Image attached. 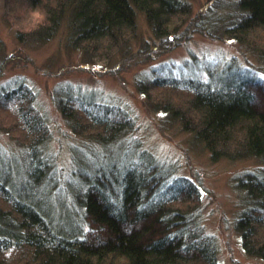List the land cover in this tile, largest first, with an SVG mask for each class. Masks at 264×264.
Returning <instances> with one entry per match:
<instances>
[{
	"label": "trees",
	"instance_id": "16d2710c",
	"mask_svg": "<svg viewBox=\"0 0 264 264\" xmlns=\"http://www.w3.org/2000/svg\"><path fill=\"white\" fill-rule=\"evenodd\" d=\"M20 2L25 9L40 11L41 20L27 33L19 32L18 38L24 41L28 35L25 41L44 43L66 21L73 46L94 61L108 60L119 51L121 41L132 38L138 12L154 36L168 38L190 12L183 0ZM234 9L239 17L222 34L239 43L250 42L264 57V0H235ZM150 81L154 89L177 92L178 102L159 93L157 108L192 132L211 159L264 160L263 80L227 66L209 73L206 80ZM34 100L35 93L25 83L0 91V128L9 125L4 129L8 135L18 133L14 138L27 162L18 179L0 158V264L216 263L211 236L204 233L198 212L189 209L190 202L200 197L195 185L166 172L167 167L158 166L146 152L128 166L107 164L81 176L73 197L79 222L52 213L45 201L51 182L43 150L49 132ZM57 100L72 131L97 143L114 141L130 129L128 115L119 108L69 94ZM235 185L244 195L236 221L241 247L247 255L264 259V170L241 174Z\"/></svg>",
	"mask_w": 264,
	"mask_h": 264
},
{
	"label": "rangeland",
	"instance_id": "374dc122",
	"mask_svg": "<svg viewBox=\"0 0 264 264\" xmlns=\"http://www.w3.org/2000/svg\"><path fill=\"white\" fill-rule=\"evenodd\" d=\"M20 1L11 5L0 0V91L25 83L35 93V108L49 132L43 150L51 182L45 189V201L52 213L78 221L73 197L81 176L107 164L128 166L146 152L158 166L167 167L166 172L186 177L195 185L200 197L190 202L189 209L198 212L204 233L211 236L215 264H264V259L247 255L241 247L236 221L244 195L235 185L241 174L264 170V160L211 159L192 132L157 108V96L178 102L177 92L167 87L154 89L150 84L153 78L206 80L209 73L227 66L249 71L264 81V57L256 46L236 42L221 32L239 17L235 0H183L190 12L169 38L154 36L138 12L132 38L121 41L119 51L104 61H94L73 46L66 21L44 43L25 41L28 35L22 41L17 34L32 29L41 20V12L25 9ZM66 94L124 110L130 129L106 144L74 133L57 105V99ZM5 126L0 128V158L19 179L27 162L14 138L18 133L8 135L4 129L10 127Z\"/></svg>",
	"mask_w": 264,
	"mask_h": 264
}]
</instances>
